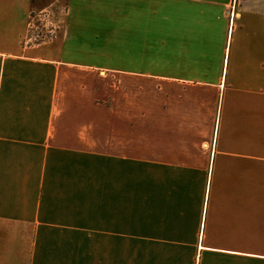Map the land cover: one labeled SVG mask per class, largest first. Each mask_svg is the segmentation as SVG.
<instances>
[{"label":"crops","instance_id":"0c3cea01","mask_svg":"<svg viewBox=\"0 0 264 264\" xmlns=\"http://www.w3.org/2000/svg\"><path fill=\"white\" fill-rule=\"evenodd\" d=\"M44 2L0 0V264H264V0Z\"/></svg>","mask_w":264,"mask_h":264},{"label":"built area","instance_id":"2783aa9c","mask_svg":"<svg viewBox=\"0 0 264 264\" xmlns=\"http://www.w3.org/2000/svg\"><path fill=\"white\" fill-rule=\"evenodd\" d=\"M49 18L47 11L40 12L32 17L33 23L30 24L32 28V34L28 38L27 42L30 44L44 43L50 40L56 33L58 27L46 22Z\"/></svg>","mask_w":264,"mask_h":264},{"label":"rangeland","instance_id":"374dc122","mask_svg":"<svg viewBox=\"0 0 264 264\" xmlns=\"http://www.w3.org/2000/svg\"><path fill=\"white\" fill-rule=\"evenodd\" d=\"M41 1H45L44 3H46V2H49V0H41ZM62 8H63V2H61V4H59ZM46 6H48V5H46ZM54 9V8H53ZM48 13H49V18L48 19H46V22L48 23L47 25H49V23H51V24H53V25H56V22H55V20H54V18H53V13H52V11L49 9L48 10Z\"/></svg>","mask_w":264,"mask_h":264}]
</instances>
